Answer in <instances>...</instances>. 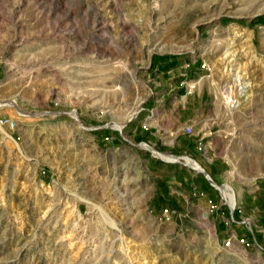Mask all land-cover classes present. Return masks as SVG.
Wrapping results in <instances>:
<instances>
[{"label":"rangeland","instance_id":"rangeland-1","mask_svg":"<svg viewBox=\"0 0 264 264\" xmlns=\"http://www.w3.org/2000/svg\"><path fill=\"white\" fill-rule=\"evenodd\" d=\"M261 14L264 0H0V102L25 112L0 106V264H264ZM161 55L210 68L218 208L193 194L199 159L128 131Z\"/></svg>","mask_w":264,"mask_h":264},{"label":"crops","instance_id":"crops-1","mask_svg":"<svg viewBox=\"0 0 264 264\" xmlns=\"http://www.w3.org/2000/svg\"><path fill=\"white\" fill-rule=\"evenodd\" d=\"M200 64L188 57L161 55L154 58L155 85L163 86L152 90V96L148 97L142 108L145 117L131 123L128 131L135 140L148 145L153 151L157 152L155 148L163 144L180 148L183 153L199 159L204 165L206 178H202L200 190H194L193 194L198 193L200 206L206 208L209 200L214 199L211 189L215 184L210 181L211 178L219 180L227 167L225 159L216 153L221 137L217 135L218 129L214 128L215 120L220 115L216 104L209 103L212 88L208 81L212 74L197 73V70H203ZM159 75L167 78L163 81ZM223 107L227 111L228 106L225 107L223 103ZM187 126H191L193 131L197 129L196 138L187 137L194 134L186 132ZM199 141L203 144L202 149L198 148Z\"/></svg>","mask_w":264,"mask_h":264},{"label":"built area","instance_id":"built-area-1","mask_svg":"<svg viewBox=\"0 0 264 264\" xmlns=\"http://www.w3.org/2000/svg\"><path fill=\"white\" fill-rule=\"evenodd\" d=\"M200 66H201L203 69H210L209 67H207V64L204 63V62L201 63ZM8 121H9V120H8L7 118H0V126H2L3 124L7 123ZM186 132H187L188 134H192V132H193V128H192L191 126H187V127H186ZM106 138H108V136H107ZM198 148H199V149H202V148H203V144H202L201 141L198 142ZM191 159H192V158H191ZM209 202H210V205H211L212 209H214L215 207L218 208V203L214 202V200H213L212 198L209 200ZM169 212H170V208H169V207H165V208H163V211H162V217L167 216ZM171 212L173 213V212H175V211H174V210H171ZM232 235H233L232 237H234V239H236L239 243L244 244L245 246H251V245L253 244V241H251V239H250L249 237L240 236V235H238V234H232ZM231 241H232V238L230 237V238L227 240L226 244L229 245V244L231 243Z\"/></svg>","mask_w":264,"mask_h":264},{"label":"bare ground","instance_id":"bare-ground-1","mask_svg":"<svg viewBox=\"0 0 264 264\" xmlns=\"http://www.w3.org/2000/svg\"><path fill=\"white\" fill-rule=\"evenodd\" d=\"M230 99V98H229ZM1 105H8V106H15L16 108H17V110L20 112V113H25L24 112V110L22 109V106L16 101V100H9V101H2V102H0V106ZM132 114V113H131ZM133 116H135V115H133ZM119 127H121V125L119 126ZM158 154H160V155H162V156H164L165 158H167V159H172V157L170 156V155H168V154H165V153H161V152H157ZM174 158V157H173ZM191 164L195 167V168H197L198 170H202V167L200 166V164L199 163H197L196 161H194V160H192L191 161ZM227 190V189H226ZM226 194V193H225ZM229 194V193H228ZM235 194V193H234ZM234 194L233 193H230V197H231V199H232V202H233V204L236 202V199H235V196H234ZM229 197V196H228Z\"/></svg>","mask_w":264,"mask_h":264},{"label":"trees","instance_id":"trees-1","mask_svg":"<svg viewBox=\"0 0 264 264\" xmlns=\"http://www.w3.org/2000/svg\"><path fill=\"white\" fill-rule=\"evenodd\" d=\"M252 21L254 23H264V14H261V15L254 17V19Z\"/></svg>","mask_w":264,"mask_h":264},{"label":"water","instance_id":"water-1","mask_svg":"<svg viewBox=\"0 0 264 264\" xmlns=\"http://www.w3.org/2000/svg\"><path fill=\"white\" fill-rule=\"evenodd\" d=\"M202 171L205 173V170L202 168ZM206 174V173H205Z\"/></svg>","mask_w":264,"mask_h":264}]
</instances>
